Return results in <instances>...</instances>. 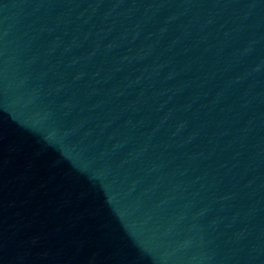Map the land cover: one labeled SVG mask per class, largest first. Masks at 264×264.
I'll use <instances>...</instances> for the list:
<instances>
[{"label": "water", "instance_id": "obj_1", "mask_svg": "<svg viewBox=\"0 0 264 264\" xmlns=\"http://www.w3.org/2000/svg\"><path fill=\"white\" fill-rule=\"evenodd\" d=\"M226 264H264V38L258 58L241 186Z\"/></svg>", "mask_w": 264, "mask_h": 264}]
</instances>
